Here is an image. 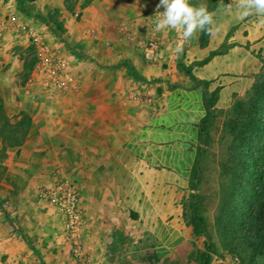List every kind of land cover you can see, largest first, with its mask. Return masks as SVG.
Masks as SVG:
<instances>
[{"label":"crops","instance_id":"1","mask_svg":"<svg viewBox=\"0 0 264 264\" xmlns=\"http://www.w3.org/2000/svg\"><path fill=\"white\" fill-rule=\"evenodd\" d=\"M14 3L0 0V22L13 14L32 23ZM158 3L86 0L83 19L75 25L68 21L67 40L86 43L81 48L92 64L71 53L81 80L79 92L61 97L59 120H27L23 137L6 147L0 161V171H5L0 189L6 183L7 196L20 204L28 197L37 199L36 184L75 182L92 264H205L204 259L226 264L230 255L216 233L215 209L200 213L208 241L194 234L184 215L193 193L198 126L206 114L197 83H205L207 93H217L213 107L218 110L243 96L264 65V24L256 15L239 19L235 6L229 7L231 0H189L215 13L212 32L197 30L184 41L175 30L157 31L160 60L149 64L122 38L120 28L148 38L143 13L161 10ZM32 24L50 36L43 26ZM87 37L101 41L103 50L84 42ZM17 43L29 45L11 29L0 32V77L13 73L9 49ZM178 43L183 44L179 58ZM118 64L124 66L115 68ZM3 85L0 79V94ZM136 92L151 103L133 100ZM4 108L10 109L6 104ZM11 241L0 232V255L16 253Z\"/></svg>","mask_w":264,"mask_h":264},{"label":"rangeland","instance_id":"2","mask_svg":"<svg viewBox=\"0 0 264 264\" xmlns=\"http://www.w3.org/2000/svg\"><path fill=\"white\" fill-rule=\"evenodd\" d=\"M14 2L32 23L43 26L48 34L60 43L63 50L76 54L80 62L92 64L90 56L81 48L86 43L69 42L65 27L70 19L74 25L83 19L82 10L86 6V0H14ZM153 12L155 9L147 10L143 16H151ZM93 34L97 33L90 32L91 36H94ZM84 39V42L89 40L91 44H97L100 50H103L98 39L90 37ZM9 51L14 58L8 63V65L12 63L13 73L7 77L3 75L0 77L4 82L0 94V161L6 157V147L18 144L23 137L27 120H59L60 112H63V109L60 110L58 107L61 97L49 98L37 91L25 92V82L35 64L33 49L27 43H17L12 45ZM139 56L142 57L140 53ZM151 81L150 79L144 83ZM4 104L10 109L4 108ZM82 109L85 115L87 112L85 106ZM226 110L214 119L208 129L209 144L204 147V154L200 160L197 188L188 195V197L196 195L200 211H213L216 208L219 186L222 181H226L221 174L220 165L227 157L229 143V137L223 130L228 119ZM66 115L63 114L65 117ZM68 119L70 120L69 116ZM4 176L5 171H0V181ZM6 185L4 183L0 189V232H5V237L12 240L11 243L17 250L11 257L1 254L0 264H74L69 246L64 239L58 212L45 202L31 200L30 197L25 198L20 204L17 203L14 197L7 196ZM234 257L230 255L226 264H241L233 260Z\"/></svg>","mask_w":264,"mask_h":264},{"label":"trees","instance_id":"3","mask_svg":"<svg viewBox=\"0 0 264 264\" xmlns=\"http://www.w3.org/2000/svg\"><path fill=\"white\" fill-rule=\"evenodd\" d=\"M205 33L203 32V35ZM203 38V36H202ZM124 64H118L122 67ZM186 75L187 68L181 64ZM130 69V68H128ZM202 86L205 116L198 126L199 148L191 172L193 190L197 188L198 171L204 147L208 146V129L224 112L213 107L217 93H207ZM228 117L223 130L229 137L227 157L221 162L222 181L215 208L214 224L222 249L241 264H264V65L243 96L233 98L225 111ZM196 195H190L186 222L196 235L208 241ZM205 243L206 250L209 244ZM204 259V256H203ZM205 264L208 259H204Z\"/></svg>","mask_w":264,"mask_h":264},{"label":"built area","instance_id":"4","mask_svg":"<svg viewBox=\"0 0 264 264\" xmlns=\"http://www.w3.org/2000/svg\"><path fill=\"white\" fill-rule=\"evenodd\" d=\"M159 11H163V8L146 17L150 32L148 38L137 37L127 26L120 28L122 38L128 40L149 64L160 60L161 48L155 30ZM5 29H11L17 35L25 37L34 51L35 64L25 82L26 93L37 91L45 97L56 98L79 92L81 80L76 72V61L70 52L61 48L58 41L52 36H45L39 27L13 14L6 15L0 22V32ZM131 98L151 103V99L143 97L140 92L133 93ZM33 189L40 202H45L58 212L64 239L74 264H92L85 249L84 212L78 185L72 181L60 180L49 187L36 184ZM233 260L238 261L236 257Z\"/></svg>","mask_w":264,"mask_h":264},{"label":"clouds","instance_id":"5","mask_svg":"<svg viewBox=\"0 0 264 264\" xmlns=\"http://www.w3.org/2000/svg\"><path fill=\"white\" fill-rule=\"evenodd\" d=\"M235 6L239 12V19L256 15L259 22L264 24V0H231L229 7ZM159 11L155 20V30H175L184 41L190 40L199 30L205 34L212 32L214 12H210L206 5L193 6L189 0H159L156 5ZM176 56L183 52V44L178 43L175 48Z\"/></svg>","mask_w":264,"mask_h":264}]
</instances>
